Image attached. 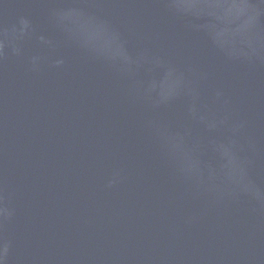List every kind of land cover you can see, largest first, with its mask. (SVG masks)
<instances>
[{"label": "water", "instance_id": "95a60500", "mask_svg": "<svg viewBox=\"0 0 264 264\" xmlns=\"http://www.w3.org/2000/svg\"><path fill=\"white\" fill-rule=\"evenodd\" d=\"M0 264H264V0H0Z\"/></svg>", "mask_w": 264, "mask_h": 264}]
</instances>
